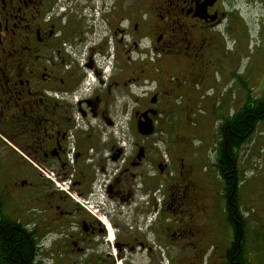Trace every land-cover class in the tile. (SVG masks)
<instances>
[{
    "label": "flooded vegetation",
    "instance_id": "af4514ba",
    "mask_svg": "<svg viewBox=\"0 0 264 264\" xmlns=\"http://www.w3.org/2000/svg\"><path fill=\"white\" fill-rule=\"evenodd\" d=\"M226 6L0 0V264H253L238 166L226 248L207 218L205 144L160 121L194 110L179 98L199 105L228 52Z\"/></svg>",
    "mask_w": 264,
    "mask_h": 264
},
{
    "label": "rangeland",
    "instance_id": "374dc122",
    "mask_svg": "<svg viewBox=\"0 0 264 264\" xmlns=\"http://www.w3.org/2000/svg\"><path fill=\"white\" fill-rule=\"evenodd\" d=\"M225 1L227 10L232 14L223 37L228 52L223 53L220 62H210L211 65L209 63L206 66L207 84L202 97L198 99L199 105H195L191 99L184 102L187 99L179 98L176 100L178 104L193 105L194 110L187 107L178 109L181 115L169 114V110H166L161 114L160 121L171 123L173 120L180 126L186 122L188 126L174 129L177 135L189 139L193 137L194 144L198 138L205 144L207 158L204 160L205 165L199 164V171L207 186V218L211 227H214L215 239L220 237L228 248L232 231L225 216L222 183L214 167L215 150L220 139L218 127L223 118L237 112L245 104L248 95L258 98L264 94V0ZM209 81L211 83L208 86ZM178 104L177 108L182 106ZM236 160L242 181L239 191L240 211L253 218L244 217L249 232L244 245L252 249L258 245V252L254 250L257 258L245 252L246 259L253 261V264H264V122L254 129L237 153Z\"/></svg>",
    "mask_w": 264,
    "mask_h": 264
},
{
    "label": "trees",
    "instance_id": "16d2710c",
    "mask_svg": "<svg viewBox=\"0 0 264 264\" xmlns=\"http://www.w3.org/2000/svg\"><path fill=\"white\" fill-rule=\"evenodd\" d=\"M249 93V91L247 90ZM247 97V96H246ZM264 122V94L258 98L248 95L245 104L232 115L223 118L221 126L218 127L220 139L218 141L219 158L221 163L215 164L214 167L218 175L224 177L227 184V196L231 198L230 202L226 203V220L230 227H236L235 223V186L236 179V154L239 149L246 143L247 139L251 136L254 129ZM222 138V139H221ZM26 252V250H24ZM228 258L235 251V246L229 250ZM25 253L22 257L17 258L18 264H26ZM30 264V263H29Z\"/></svg>",
    "mask_w": 264,
    "mask_h": 264
},
{
    "label": "built area",
    "instance_id": "2783aa9c",
    "mask_svg": "<svg viewBox=\"0 0 264 264\" xmlns=\"http://www.w3.org/2000/svg\"><path fill=\"white\" fill-rule=\"evenodd\" d=\"M70 183V180H66L65 182L62 183L63 187L65 188L66 186H68V184ZM57 186H59V184H56Z\"/></svg>",
    "mask_w": 264,
    "mask_h": 264
}]
</instances>
